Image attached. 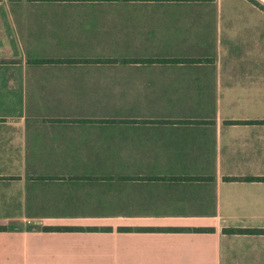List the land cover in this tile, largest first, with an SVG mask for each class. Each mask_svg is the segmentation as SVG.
Segmentation results:
<instances>
[{"label": "crops", "instance_id": "crops-1", "mask_svg": "<svg viewBox=\"0 0 264 264\" xmlns=\"http://www.w3.org/2000/svg\"><path fill=\"white\" fill-rule=\"evenodd\" d=\"M0 264H264V0H0Z\"/></svg>", "mask_w": 264, "mask_h": 264}, {"label": "trees", "instance_id": "trees-1", "mask_svg": "<svg viewBox=\"0 0 264 264\" xmlns=\"http://www.w3.org/2000/svg\"><path fill=\"white\" fill-rule=\"evenodd\" d=\"M60 1H70V0H60ZM183 1H205V0H183ZM249 180H253V179H249ZM45 231H52V230H59V229H55V228H43ZM225 232L229 233V234H235V233H243V232H252L250 230H237V229H230V230H225Z\"/></svg>", "mask_w": 264, "mask_h": 264}]
</instances>
